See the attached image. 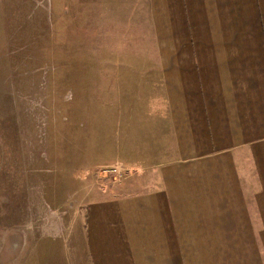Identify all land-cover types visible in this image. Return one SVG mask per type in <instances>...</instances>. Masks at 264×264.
Masks as SVG:
<instances>
[{
  "label": "crops",
  "instance_id": "obj_1",
  "mask_svg": "<svg viewBox=\"0 0 264 264\" xmlns=\"http://www.w3.org/2000/svg\"><path fill=\"white\" fill-rule=\"evenodd\" d=\"M144 1L162 135L69 205L73 264H264V0Z\"/></svg>",
  "mask_w": 264,
  "mask_h": 264
},
{
  "label": "rangeland",
  "instance_id": "obj_2",
  "mask_svg": "<svg viewBox=\"0 0 264 264\" xmlns=\"http://www.w3.org/2000/svg\"><path fill=\"white\" fill-rule=\"evenodd\" d=\"M145 5L0 0V264H73L69 205L137 187L162 135Z\"/></svg>",
  "mask_w": 264,
  "mask_h": 264
}]
</instances>
